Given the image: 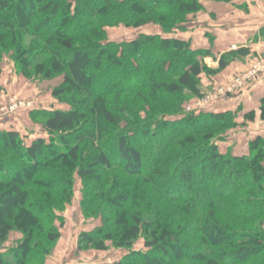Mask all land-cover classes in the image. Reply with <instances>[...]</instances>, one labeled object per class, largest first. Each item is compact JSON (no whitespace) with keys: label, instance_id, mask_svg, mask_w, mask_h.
<instances>
[{"label":"trees","instance_id":"1","mask_svg":"<svg viewBox=\"0 0 264 264\" xmlns=\"http://www.w3.org/2000/svg\"><path fill=\"white\" fill-rule=\"evenodd\" d=\"M201 11L199 0H0V62L10 57L26 79L64 75L52 94H70L67 111L31 113L47 141L0 130V264H47L76 178L83 219L100 221L79 233L77 251H126L97 264H264V137L242 156L217 145L254 112L241 122L239 109L182 112L203 96V75L257 54L216 58L174 36ZM146 25L159 33L107 40L108 28ZM258 111L264 122V98ZM11 232L21 239L1 252Z\"/></svg>","mask_w":264,"mask_h":264},{"label":"rangeland","instance_id":"2","mask_svg":"<svg viewBox=\"0 0 264 264\" xmlns=\"http://www.w3.org/2000/svg\"><path fill=\"white\" fill-rule=\"evenodd\" d=\"M204 8V7H203ZM204 11V10H203ZM201 12H199L194 16V18L198 17ZM191 17V16H189ZM191 25V24H190ZM190 25L186 26L187 30H190ZM155 26L146 25L139 29H131V28H124V27H115V28H108L106 30L107 40L111 42H123L128 41L138 33H150L152 28ZM159 30V29H158ZM186 32H176L174 35L177 37H182V35H186ZM179 38V39H180ZM183 38V37H182ZM183 40V39H182ZM11 56V55H10ZM257 57H261L264 60V56L256 55V57H249L244 62H237L233 68L226 69V71L221 72L217 76L213 77L212 80H208V77L203 75L200 79L203 89L205 90L203 96L201 98L190 99L184 103V109L182 112H198L200 110L193 109L192 111H187L186 107L194 104L197 100H201L206 93L209 91H214L215 88H220L221 86L227 84L230 80H232L236 73L240 72L241 74L248 71L250 66L255 62ZM211 58H205L203 60L204 64L207 68H216V62L213 64L210 60ZM13 62L10 60V57L4 56L0 62V88L2 91V98L0 100V108L4 105H9L10 102L14 100L21 101L25 104H30V107H24L21 110L16 111L13 114L0 116V123L7 122V126H3V128L15 129L18 131L21 138L24 140V144L29 145L34 139L36 138H43L44 140H48L49 136L47 132L44 130L42 120L40 121L38 118H31V113L35 110H61L67 111L70 109L68 103H66L70 96V94L61 95L58 99L53 97L54 89L60 87L63 82L64 75H60L55 77L51 80H38L35 79H26L24 76L17 74L14 68ZM264 75V73L259 74L257 77L259 79L260 76ZM258 79L247 82L242 85L241 88H238L227 96L223 98H219L216 102L210 103L206 109L209 111L216 112V109L224 110L226 107L231 108L237 102H240L241 96L249 92L252 88L253 84L258 81ZM212 81V82H211ZM1 93V92H0ZM229 105H226L227 103ZM136 103L138 105H136ZM232 105H231V104ZM212 104V105H211ZM131 105L136 107H142L143 109L145 106L141 105L136 101H131ZM219 105V107H217ZM240 107V106H239ZM237 107L241 112V108ZM26 108V109H25ZM25 109V110H24ZM234 108L233 111L236 110ZM163 111V110H162ZM165 112V111H164ZM180 118V117H179ZM175 118V119H179ZM174 118H171V120ZM249 124H245V126L237 127L232 131L227 132L228 136H226L222 141L217 142L219 146L225 140L234 139L236 142L238 139L243 137H249L250 126ZM14 131V130H13ZM16 131V132H17ZM43 136V137H42ZM33 138V139H32ZM32 139V140H30ZM80 179L76 178V187L74 191V198L72 203L66 207L63 217H64V225L60 228L61 238L57 242L50 258L47 261V264H97V263H105V262H114L121 259L125 254L126 251L115 249L110 242L107 243L108 249L107 251H95L92 249H84L83 251H77L76 249V242L77 237L80 232L83 231H90L95 227L100 225V221H92V219L84 220L80 208L79 202L81 198L80 194ZM21 239V235L17 232H11L6 242L2 245L1 252L8 250L12 245H14L17 241ZM143 241L142 239L138 240L133 250H143Z\"/></svg>","mask_w":264,"mask_h":264},{"label":"crops","instance_id":"3","mask_svg":"<svg viewBox=\"0 0 264 264\" xmlns=\"http://www.w3.org/2000/svg\"><path fill=\"white\" fill-rule=\"evenodd\" d=\"M199 1L204 7V11H201L196 18L194 16L189 17L190 30L185 31L186 35H182L183 38L178 36L177 38L189 41L191 47L195 50H209L216 58L221 54L243 47H250L251 52L264 56V41H253L254 36L264 27V1L234 0L232 3ZM150 33L156 34L159 33V30L157 27H153ZM210 60L213 63L212 59ZM235 65L236 63H232L227 70L234 69ZM2 94L1 91L0 100L3 99ZM262 98H264V75L259 77L248 93L241 96L240 102H237L231 108L226 107L222 110V112L233 111L234 108L240 106L242 110L237 122H241L242 115L249 112H254L255 119L253 122L247 123L251 127L249 137H243L236 142L234 139L230 140V138L225 140L218 146L221 153L231 152L234 156L246 155L248 141L256 136L264 137V122L260 121L258 111L259 102ZM223 103L229 105L226 100ZM216 112L221 111L217 108ZM7 124L10 123H0V130H11L3 128Z\"/></svg>","mask_w":264,"mask_h":264},{"label":"built area","instance_id":"4","mask_svg":"<svg viewBox=\"0 0 264 264\" xmlns=\"http://www.w3.org/2000/svg\"><path fill=\"white\" fill-rule=\"evenodd\" d=\"M264 73V60L261 57H257L255 62L250 66L249 70L244 73H236L234 78L230 80L227 84L221 86L220 88H215L214 91H209L206 93L201 100L194 102L192 107L187 106V111H192L193 109L202 110L207 107L210 103L216 102L219 98H223L238 88H241L244 83L252 82L258 79V75ZM30 107V104H25L21 101L14 100L10 102L9 105H3L0 108V116H6L15 113L24 107ZM26 109V108H25ZM24 109V110H25Z\"/></svg>","mask_w":264,"mask_h":264}]
</instances>
